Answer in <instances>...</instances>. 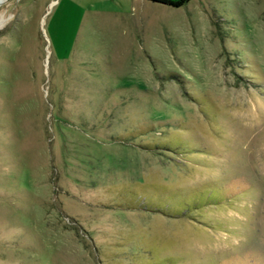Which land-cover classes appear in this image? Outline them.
Returning a JSON list of instances; mask_svg holds the SVG:
<instances>
[{
  "label": "rangeland",
  "instance_id": "374dc122",
  "mask_svg": "<svg viewBox=\"0 0 264 264\" xmlns=\"http://www.w3.org/2000/svg\"><path fill=\"white\" fill-rule=\"evenodd\" d=\"M0 264H264V0H1Z\"/></svg>",
  "mask_w": 264,
  "mask_h": 264
},
{
  "label": "trees",
  "instance_id": "16d2710c",
  "mask_svg": "<svg viewBox=\"0 0 264 264\" xmlns=\"http://www.w3.org/2000/svg\"><path fill=\"white\" fill-rule=\"evenodd\" d=\"M153 2L165 3L167 5L173 7H181L186 4L189 0H179V1H172V0H151Z\"/></svg>",
  "mask_w": 264,
  "mask_h": 264
},
{
  "label": "water",
  "instance_id": "95a60500",
  "mask_svg": "<svg viewBox=\"0 0 264 264\" xmlns=\"http://www.w3.org/2000/svg\"><path fill=\"white\" fill-rule=\"evenodd\" d=\"M172 1H179V0H172ZM157 3H159V2H157ZM161 4H165V3H161ZM166 5V4H165Z\"/></svg>",
  "mask_w": 264,
  "mask_h": 264
},
{
  "label": "bare ground",
  "instance_id": "6f19581e",
  "mask_svg": "<svg viewBox=\"0 0 264 264\" xmlns=\"http://www.w3.org/2000/svg\"><path fill=\"white\" fill-rule=\"evenodd\" d=\"M1 1V0H0Z\"/></svg>",
  "mask_w": 264,
  "mask_h": 264
}]
</instances>
